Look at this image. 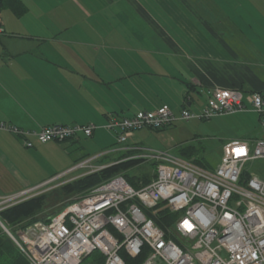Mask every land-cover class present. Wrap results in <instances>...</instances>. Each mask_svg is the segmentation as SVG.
I'll return each instance as SVG.
<instances>
[{"label": "crops", "instance_id": "obj_1", "mask_svg": "<svg viewBox=\"0 0 264 264\" xmlns=\"http://www.w3.org/2000/svg\"><path fill=\"white\" fill-rule=\"evenodd\" d=\"M0 29V122L31 132L93 125L97 150L110 117L162 107L179 116L212 88L243 100L264 91V0H9ZM227 117L237 124L214 129L224 135L222 147L264 139L251 110ZM31 141L25 148L0 131V198L31 190L91 155L82 145L80 156L62 153L60 145L80 140ZM136 148L117 144L106 164Z\"/></svg>", "mask_w": 264, "mask_h": 264}, {"label": "built area", "instance_id": "obj_2", "mask_svg": "<svg viewBox=\"0 0 264 264\" xmlns=\"http://www.w3.org/2000/svg\"><path fill=\"white\" fill-rule=\"evenodd\" d=\"M247 110L258 115L264 131V91L243 100L235 91L219 88L206 90L198 115L182 110L175 116L162 107L131 118L110 117L103 128L116 133L117 144H124L133 131L143 128L162 129L177 121L210 120ZM95 130L93 125H54L31 132L0 122V131L21 140L25 148L33 147L32 138L39 144L61 143L90 138ZM134 158L156 163L149 184L135 189L118 175L45 223L12 232L0 222V229L29 264H90L84 260L94 252L103 257L100 264H127L122 252L130 259L146 252L140 264H264V177L245 171L248 163L264 161V139L225 143L212 171L167 152ZM94 159L31 190L1 198L0 210L68 174L99 170L92 165ZM164 211L176 215L166 229L170 237L154 221Z\"/></svg>", "mask_w": 264, "mask_h": 264}, {"label": "trees", "instance_id": "obj_3", "mask_svg": "<svg viewBox=\"0 0 264 264\" xmlns=\"http://www.w3.org/2000/svg\"><path fill=\"white\" fill-rule=\"evenodd\" d=\"M8 1L9 0H0V9L3 8L4 4ZM14 9L18 10L19 12L23 11V8L18 6ZM164 129L166 128L150 130L161 131ZM78 140L79 138L69 139L58 144H62L68 141L78 142ZM116 145L113 147H116ZM136 154H138V152L131 150L129 151L127 149L125 150L124 154H122V156L116 160V162L111 164H106L105 162H103V160L100 159L104 156L96 158L92 161V164L95 167H101L99 170L93 172L76 171V173H74V177L69 180H61L57 187L53 188L51 185L48 186L47 188L51 187V191L42 192L47 189L44 188L35 195H30L23 200L15 201L11 205L0 210V222L12 232L21 229L23 230L37 222L45 223L51 216L58 214L63 209L60 208L59 210L42 218L35 219V216L38 213L44 211V209L46 208L49 196L56 193L57 195L63 196L80 194L83 197L93 188L118 175L124 177L126 182L135 189L145 186L152 181V179L154 178V174L151 176H149L148 174H140L141 176L139 177L126 174L130 169H133L146 162L145 159L134 158ZM199 154V148L190 144L179 147L177 156L179 155L178 157L190 161L191 163L206 170H214L215 167L213 168L205 164L204 161L200 158ZM89 158H91V155H85L75 160L73 166ZM152 165L155 166L156 163L152 162ZM175 218L176 215H171L168 214V212L164 211L159 213L154 218V221L158 227L166 232V229H168ZM121 255L125 259L127 264H140L144 260L146 252L138 256L136 259H130L124 252H122ZM84 261L90 264H100L103 261V257L100 253L94 252ZM0 264H29L27 259L19 252L12 241L3 233L2 229H0Z\"/></svg>", "mask_w": 264, "mask_h": 264}, {"label": "rangeland", "instance_id": "obj_4", "mask_svg": "<svg viewBox=\"0 0 264 264\" xmlns=\"http://www.w3.org/2000/svg\"><path fill=\"white\" fill-rule=\"evenodd\" d=\"M203 99H200L199 103H197L200 109L205 101V100L203 101ZM197 105L196 107L190 109L191 114L194 115L199 114L200 109L197 110ZM233 119L235 118H229L227 116L215 117L210 120L191 119L188 122L181 121L177 123V125H175L176 127L171 125V127H167L166 129L161 131H153L147 128H143L140 130L133 131L131 137L128 138L125 144H121V146H125V145L141 146L142 151H139V153L141 154H146L148 152H167L171 155L177 156L178 149L180 146H186L191 144L199 148L200 150L199 156L204 161V163L214 168L220 163V160L222 158L221 139L224 136L220 133L216 134L214 132V129L217 127V125L218 127L227 126V124L232 122ZM256 131L258 132L259 136L260 135L262 136L264 132L261 130L260 125H258V129ZM99 134L102 135L100 138L101 141L97 138V142L99 145L103 146L100 150L99 149L97 150L96 141L94 139L92 138L81 139V137H79L80 140L79 144L60 145L62 149L64 148L62 150V153L69 152L72 154L71 155L72 158L73 156L76 157L80 156L82 155V153L85 152V150H81L80 145H82L83 147H85L86 151H88L91 154V158H93V156H95L96 154L97 155L101 154L99 156L96 155L95 159L100 158L101 156H105V157H101L100 159L103 160L105 163H108L111 157L109 156L110 154L109 155L107 154V151L116 145L117 143L116 133L112 131L110 132L103 130V132L101 131L99 132ZM155 170H156V165L155 166L152 165V161H146L140 164L139 166L130 169L126 174L130 176H138V177L141 176L140 174H148L149 176H151L155 173ZM83 171L87 172L88 169ZM245 171L248 174L255 173L258 174L260 177H264V161L257 160L248 163L245 166ZM57 175H61V173H58ZM72 177H74V173L68 174L60 179L69 180ZM60 179H57L52 183L42 187L39 191L31 192V194H28V196L35 195L39 193L42 189L47 188L50 185L53 188L57 187L61 181ZM33 187L35 186H32L31 188ZM50 188H47L42 192L51 191ZM81 197L82 195L80 194H75L72 196H63V195H57L55 193L48 197V203L46 208L41 213H38L35 216V219L42 218L48 214H51L59 210L60 208H64L69 203ZM166 234L167 236L170 237L169 232L167 233L166 231Z\"/></svg>", "mask_w": 264, "mask_h": 264}, {"label": "snow or ice", "instance_id": "obj_5", "mask_svg": "<svg viewBox=\"0 0 264 264\" xmlns=\"http://www.w3.org/2000/svg\"><path fill=\"white\" fill-rule=\"evenodd\" d=\"M238 152L242 151V149H237Z\"/></svg>", "mask_w": 264, "mask_h": 264}]
</instances>
